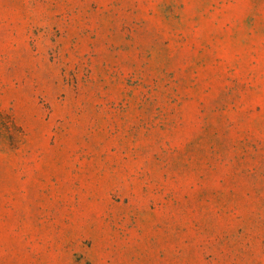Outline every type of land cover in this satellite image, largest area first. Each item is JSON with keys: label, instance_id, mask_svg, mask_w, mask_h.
Returning a JSON list of instances; mask_svg holds the SVG:
<instances>
[{"label": "rangeland", "instance_id": "374dc122", "mask_svg": "<svg viewBox=\"0 0 264 264\" xmlns=\"http://www.w3.org/2000/svg\"><path fill=\"white\" fill-rule=\"evenodd\" d=\"M0 264H264V0H0Z\"/></svg>", "mask_w": 264, "mask_h": 264}]
</instances>
